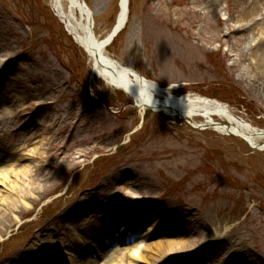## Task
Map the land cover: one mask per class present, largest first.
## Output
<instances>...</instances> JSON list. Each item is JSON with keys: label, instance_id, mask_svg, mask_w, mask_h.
I'll use <instances>...</instances> for the list:
<instances>
[{"label": "rangeland", "instance_id": "374dc122", "mask_svg": "<svg viewBox=\"0 0 264 264\" xmlns=\"http://www.w3.org/2000/svg\"><path fill=\"white\" fill-rule=\"evenodd\" d=\"M121 1L85 0L98 39L112 32ZM213 1L130 0L108 52L173 95L218 100L264 130V68L240 57L257 31L229 34L246 6H264L219 0L213 11ZM216 31L223 41L210 43ZM132 103L93 78L50 0H0V172L32 165L30 188H55L12 229L0 264H264L263 146ZM12 192L0 183L2 200Z\"/></svg>", "mask_w": 264, "mask_h": 264}, {"label": "bare ground", "instance_id": "6f19581e", "mask_svg": "<svg viewBox=\"0 0 264 264\" xmlns=\"http://www.w3.org/2000/svg\"><path fill=\"white\" fill-rule=\"evenodd\" d=\"M260 2L264 6V0H260ZM218 5L219 0H214L209 5V9L216 11ZM50 6L54 15L63 24L66 32L72 36L75 43L89 57L91 66L93 67V78L95 80L97 78L103 80L109 87L122 91L121 85L124 82L122 79L124 67L128 66L120 62L108 52L106 43L111 41L110 37H112V32H110L105 39H98L95 33L93 14L90 11L93 20L92 28V20L89 23V18H91L90 13L78 0H50ZM129 15L130 0H122L114 34L118 33L119 30H123L127 26ZM256 15L264 17V12H262L260 7L246 6L241 13L242 18L236 21L237 25L234 26V32L231 30L229 34L231 35L232 33L245 32L248 30L252 31L254 28L257 32H254L255 35L251 43L246 48H241L240 57L242 61L248 62L251 68L258 65L264 68V18L257 20ZM186 30L188 29L183 27L180 30L178 29L177 32L182 33ZM216 32L218 33V36L211 38L210 43H221L223 41V37L220 35L221 31ZM161 39L167 43L171 42L170 38L165 35H163ZM226 41H229V38H227ZM259 88L264 91V84L260 83ZM135 91L136 90L133 89L134 93ZM155 100L157 102L156 109L153 110L150 108L148 110L158 113H166L170 117H178L189 121L201 118L204 119L203 127H209L210 124L216 123L215 119L218 118L222 123H218L221 126L216 127V132L223 135L234 134L241 137L246 144L251 146V148L263 146L260 150L264 151V130L257 129L243 117L236 115L228 105L218 100L208 99L197 95L177 97L172 94L171 89H164L159 85L155 93ZM139 110L142 115L147 112V110ZM193 124L198 125L195 122H193ZM76 159L79 158L76 157ZM81 164L82 161L74 162L69 168L72 170L78 168ZM20 166L21 168L19 169L13 167L8 171L2 170L0 172V183L2 185L11 186L13 191L12 193L7 194L3 200L0 198V219L4 216L11 218L8 221V225H5L4 229L0 228V248L2 249L6 248L7 239L9 238L8 236L12 229H14L19 223L24 224V219L31 216L40 205V199L46 198L55 190V188H53L44 192L43 190H36V188L32 187L30 188V186L33 185L32 176H35V169L32 165ZM19 181H24L26 185H21ZM56 181L59 182L57 179H53L52 182ZM24 188L35 190H31V195H28L24 192H20V189ZM32 194L34 197H32ZM0 197H2L1 194ZM34 225L35 223L31 224L29 232ZM215 237L217 239L221 238L218 234H216ZM227 245H229V249L233 253L235 251L234 248H236V242ZM141 247L142 241H138L137 244H134L131 248V258L135 263H139L144 258L141 254ZM179 247L182 248L181 252H186L189 245L186 246V244H180ZM241 248L243 249V247ZM84 250L82 251L83 253L85 252ZM243 263L245 262L243 261Z\"/></svg>", "mask_w": 264, "mask_h": 264}, {"label": "clouds", "instance_id": "9594fccd", "mask_svg": "<svg viewBox=\"0 0 264 264\" xmlns=\"http://www.w3.org/2000/svg\"><path fill=\"white\" fill-rule=\"evenodd\" d=\"M122 79L124 82L121 85V90L134 99V104L139 109H156L155 93L158 87L157 81L149 79L132 67L126 66L124 67ZM133 89L136 90L135 93Z\"/></svg>", "mask_w": 264, "mask_h": 264}, {"label": "water", "instance_id": "95a60500", "mask_svg": "<svg viewBox=\"0 0 264 264\" xmlns=\"http://www.w3.org/2000/svg\"><path fill=\"white\" fill-rule=\"evenodd\" d=\"M82 6L87 9L86 4L84 3V1L82 2ZM91 27L93 28V26H91Z\"/></svg>", "mask_w": 264, "mask_h": 264}]
</instances>
